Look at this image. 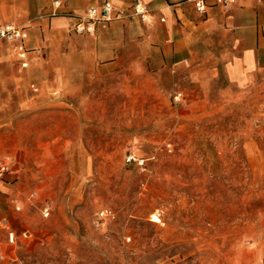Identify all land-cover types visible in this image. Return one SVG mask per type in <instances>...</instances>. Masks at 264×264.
I'll return each instance as SVG.
<instances>
[{
	"label": "rangeland",
	"instance_id": "rangeland-1",
	"mask_svg": "<svg viewBox=\"0 0 264 264\" xmlns=\"http://www.w3.org/2000/svg\"><path fill=\"white\" fill-rule=\"evenodd\" d=\"M10 12L43 58L0 41V160H17L0 264H264V85L124 65L67 89L52 66L80 34Z\"/></svg>",
	"mask_w": 264,
	"mask_h": 264
},
{
	"label": "crops",
	"instance_id": "crops-1",
	"mask_svg": "<svg viewBox=\"0 0 264 264\" xmlns=\"http://www.w3.org/2000/svg\"><path fill=\"white\" fill-rule=\"evenodd\" d=\"M13 1L9 5L10 0H0V21L7 20L10 11L21 21L30 15L44 13L38 16V24L61 27L70 26L75 17L58 13L84 15L89 7L100 5L104 0H58V5H54L56 0ZM108 1L127 15L112 20L105 28L98 26L92 35L68 36L70 45L77 42L78 49L69 48L57 54L62 57V63L52 66L55 78L61 74L64 88L71 89L75 74L96 75L106 68L118 72L124 65L145 73L156 68L165 72L176 68L193 73L207 66V73L217 69L235 88L264 85V0H237L227 9L210 6L204 14H199L184 0H139L148 6L151 22H144L132 13L136 0ZM5 23L17 24L8 21L0 25ZM30 39L29 33L25 42L27 67L35 62L34 59L43 58L42 54L34 55L35 51L29 47ZM9 45V56L21 65L12 49L13 44ZM16 161L14 158L9 171L0 180V226L9 229L8 233L14 229L11 218L15 213L8 203L12 199L8 183L13 180Z\"/></svg>",
	"mask_w": 264,
	"mask_h": 264
},
{
	"label": "built area",
	"instance_id": "built-area-1",
	"mask_svg": "<svg viewBox=\"0 0 264 264\" xmlns=\"http://www.w3.org/2000/svg\"><path fill=\"white\" fill-rule=\"evenodd\" d=\"M191 4L193 8L199 13L204 14L208 7L219 6L221 8H229L237 2V0H184ZM59 2L56 1L55 5ZM132 13L138 16L144 22H151L150 10L146 4L136 0L132 5ZM127 15L124 10L115 7L110 1L104 0L100 5L91 6L87 9L84 15H80L74 18L71 29L77 34L92 35L95 33L98 26L105 28L109 22L115 19L123 18ZM161 21L163 19L161 18ZM29 32L26 26L13 23H5L0 25V39L11 42L12 49L16 55V58L21 62L22 67L28 66L26 48V40L28 39ZM32 88L36 90V87L32 85ZM178 98V96L176 97ZM135 158H127V160ZM141 163V162H140ZM9 171V166L6 162L0 160V180L4 178L5 174ZM17 210L19 206L15 207ZM41 213L44 217L50 214L49 207L43 206ZM114 216L113 211L110 208L104 207L97 212L98 219L112 218ZM9 242L14 240V232L8 233Z\"/></svg>",
	"mask_w": 264,
	"mask_h": 264
},
{
	"label": "bare ground",
	"instance_id": "bare-ground-1",
	"mask_svg": "<svg viewBox=\"0 0 264 264\" xmlns=\"http://www.w3.org/2000/svg\"><path fill=\"white\" fill-rule=\"evenodd\" d=\"M151 218H152V219H156V218H157V216H156V215H154V214H152V215H151Z\"/></svg>",
	"mask_w": 264,
	"mask_h": 264
}]
</instances>
